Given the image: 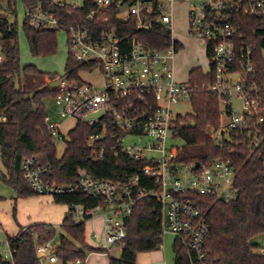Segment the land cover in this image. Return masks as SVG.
Instances as JSON below:
<instances>
[{"label": "built area", "instance_id": "obj_1", "mask_svg": "<svg viewBox=\"0 0 264 264\" xmlns=\"http://www.w3.org/2000/svg\"><path fill=\"white\" fill-rule=\"evenodd\" d=\"M46 1V6L40 3L28 13L29 25L35 30L64 33L68 56L78 65H94L102 76L100 87L83 82L80 72L77 78L57 79L60 83L51 88L55 92L53 111L45 121L54 143L64 142L61 125L67 119L84 121L89 126L101 124L102 132L89 136L90 144L109 136L129 159L145 164L124 183L92 179L81 173L74 184L61 186L49 180L51 167L32 156L22 162L27 186L39 195L79 193L102 199L105 208L74 204L67 214L86 221L103 211L104 245L96 248L101 254H108L110 247L118 253L122 251L127 238L123 219L133 212L140 198L154 197L161 207L162 237L169 234L180 241L189 252L190 264H218L217 260L207 259L204 249L209 232L204 212L185 196H210L230 203L239 198L240 190L234 185L235 174L228 160L178 161L182 146L173 142L179 140L174 131L182 125L178 118L192 112L191 99L198 86L192 89L188 82L191 71L186 81L175 79V60L184 44L175 36L174 8L186 5L184 36L204 44L206 66L194 69L200 68L207 75L208 81L200 88L219 102V124L209 131L210 138L218 145L236 142L253 152L262 142L264 85L256 79L254 48L242 39L241 28L233 21L237 15L263 17L264 0H80L79 4L72 0ZM87 4L95 10L85 20L117 7V18L134 19L137 30L164 25L170 35L168 46L152 49L136 37L120 36L115 29L98 31L97 26L85 25L78 16L67 18L61 14L64 7L78 13ZM125 12L128 15L123 17ZM107 20L98 19L96 24ZM262 52L264 57V49ZM185 105L190 107L189 113L181 112ZM95 114V118L85 120ZM5 121L0 115V124ZM128 135L144 139V143L125 147L123 140ZM102 154L101 150L96 157L101 158ZM140 178L153 179L155 187L138 188ZM112 205L115 209L110 217L107 208ZM2 245H7L8 251L0 258L9 264L12 253L8 241ZM53 247L52 242H47L37 245L35 251L40 259L56 263ZM258 252L264 255V245Z\"/></svg>", "mask_w": 264, "mask_h": 264}, {"label": "trees", "instance_id": "obj_2", "mask_svg": "<svg viewBox=\"0 0 264 264\" xmlns=\"http://www.w3.org/2000/svg\"><path fill=\"white\" fill-rule=\"evenodd\" d=\"M20 1L25 10L22 30L32 57L53 56L57 53V31L35 30L28 22V13L38 4L45 6L46 0H0V115L6 121L0 124V162L5 171L0 179L9 184L19 197L36 194L27 186L22 162L35 156L38 161L51 167L49 180L57 185L74 184L83 173L92 179L109 180L115 184L127 182L144 161H134L116 147L109 136L89 143V136L102 132V125L89 126L84 121L76 122L68 132L65 149L57 156L56 144L45 127L46 118L52 114L55 92L48 82L57 76L47 74L33 65H20L18 28L15 5ZM78 13L64 7V17L78 18L85 25L96 30L115 29L120 36L136 37L143 45L152 49L168 46L169 30L162 24H155L147 30H137L134 19L123 21L117 18L118 8L95 13L93 19L85 16L95 10L91 4L79 9ZM107 18L102 23L98 19ZM242 31L243 40L254 48L258 83L264 85V16L251 18L237 15L235 21ZM94 65H78L69 56L64 66V77L77 78L81 70H91ZM48 81V82H47ZM200 68L191 70L188 82L195 89L191 99L192 112L179 117L174 134L181 141L182 149L178 161L210 163L222 158L233 168L234 185L240 190L236 201L225 203L217 198L202 195H187L204 212L209 227L204 249L207 259L218 264H264V255L259 239L264 236V124L262 142L253 152L239 143L216 144L208 135L219 124V102L216 96L200 88L207 82ZM102 150V157L96 154ZM154 188L153 179L140 178L138 188ZM55 203L68 207L82 204L85 208L101 205L102 199L83 194L54 195ZM127 230L122 255L109 258V264H135L139 253L153 252L162 244L161 207L156 198L145 196L138 200L133 212L123 219ZM17 236L7 238L12 253L9 264H44L35 251L37 245L52 242L55 229L47 224H35L23 228ZM62 234L55 252L56 263L85 264L88 253H102L85 241V221L75 222L66 215L61 224ZM256 243V245H253ZM174 264H190L189 252L180 241L174 239ZM46 262V261H45ZM0 264H6L0 258Z\"/></svg>", "mask_w": 264, "mask_h": 264}, {"label": "rangeland", "instance_id": "obj_3", "mask_svg": "<svg viewBox=\"0 0 264 264\" xmlns=\"http://www.w3.org/2000/svg\"><path fill=\"white\" fill-rule=\"evenodd\" d=\"M79 4L80 0H72ZM15 18L9 16L11 21L16 20L18 28V44L20 65H33L39 70L56 75L57 78L63 77L65 71L64 66L68 58V49L65 34L57 33L58 50L53 56L32 57L29 51V46L22 30V24L25 19V10L20 1L15 5ZM128 12L122 14L126 17ZM173 24L175 36L180 39L184 46L177 55L175 60V79L178 81H186L188 73L195 67L205 68V58L203 56L204 44L201 41L190 40L185 37L186 32V5H178L174 8ZM80 77L83 82L100 87L102 84L101 72L94 67L91 70H81ZM48 82V81H47ZM51 82V81H50ZM191 111L188 105L181 108L182 113ZM76 120L71 119L66 121L61 127V133L64 135V142L56 143L57 156L60 157L65 149V141L67 140L68 132L75 126ZM175 144L182 145L180 140L173 141ZM144 143V139H139L136 136L128 135L123 140V146L133 147ZM0 171L5 173L1 162ZM115 206H108L107 214L111 217V211ZM69 207L65 204L55 203L53 195L50 194H31L19 197L14 189L0 179V254L8 251V246H3L2 243L7 241L8 237L17 236L23 228H28L35 224H47L55 229V237L52 240L57 244L60 235L63 233L61 224L68 214ZM103 211H99L90 219L85 221V241L93 248H102L104 245L103 236ZM75 222L82 219L75 215ZM174 237L165 234L162 237L161 247L153 252L139 253L136 257L135 264H174V252L172 249ZM259 244L264 245V236L259 239ZM108 254L101 253L87 254V263L85 264H109V258H116L118 251L110 247ZM44 264H49L44 261Z\"/></svg>", "mask_w": 264, "mask_h": 264}, {"label": "water", "instance_id": "obj_4", "mask_svg": "<svg viewBox=\"0 0 264 264\" xmlns=\"http://www.w3.org/2000/svg\"><path fill=\"white\" fill-rule=\"evenodd\" d=\"M124 9H125V6L122 7V8L120 9V11H123ZM59 83H60V80L52 81L51 83H49V87H50V88H54V87L57 86ZM96 116H97L96 114H95V115L88 116L85 120H86V121H89V120H91L92 118H95ZM207 133H208V135H209V131H208ZM253 245H256V243H254ZM53 252H56V251L53 250ZM118 255L121 256V255H122V252H119Z\"/></svg>", "mask_w": 264, "mask_h": 264}, {"label": "crops", "instance_id": "obj_5", "mask_svg": "<svg viewBox=\"0 0 264 264\" xmlns=\"http://www.w3.org/2000/svg\"><path fill=\"white\" fill-rule=\"evenodd\" d=\"M192 41H193V40H192ZM175 69H176V65H175ZM69 120H71V119H67V120L63 121L61 127L64 125V123H65L66 121H69ZM52 243H53V242H52ZM53 245H54V247L52 248V253L55 254V252H53V250L57 251V249H58V247H59V242H58L57 244L53 243ZM90 254H95V253H90ZM101 255H106V254H101ZM85 262L87 263V257H86V261H85ZM162 264H165V263L162 262Z\"/></svg>", "mask_w": 264, "mask_h": 264}]
</instances>
